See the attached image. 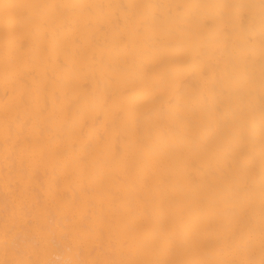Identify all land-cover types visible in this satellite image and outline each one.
<instances>
[{
  "label": "bare ground",
  "instance_id": "1",
  "mask_svg": "<svg viewBox=\"0 0 264 264\" xmlns=\"http://www.w3.org/2000/svg\"><path fill=\"white\" fill-rule=\"evenodd\" d=\"M0 264H264V0H0Z\"/></svg>",
  "mask_w": 264,
  "mask_h": 264
}]
</instances>
